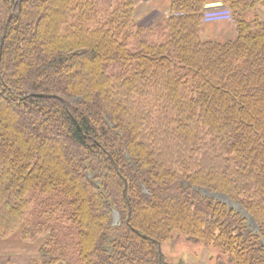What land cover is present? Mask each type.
Returning a JSON list of instances; mask_svg holds the SVG:
<instances>
[{
	"label": "trees",
	"instance_id": "obj_1",
	"mask_svg": "<svg viewBox=\"0 0 264 264\" xmlns=\"http://www.w3.org/2000/svg\"><path fill=\"white\" fill-rule=\"evenodd\" d=\"M261 1L0 0V242L43 237L28 264H173L176 230L209 264H264ZM213 3L222 42L202 38Z\"/></svg>",
	"mask_w": 264,
	"mask_h": 264
},
{
	"label": "rangeland",
	"instance_id": "obj_2",
	"mask_svg": "<svg viewBox=\"0 0 264 264\" xmlns=\"http://www.w3.org/2000/svg\"><path fill=\"white\" fill-rule=\"evenodd\" d=\"M170 0H136V11L138 17L145 15V10H159L166 13ZM206 20L202 27V38L205 40L224 41L235 34L234 24L228 17L227 11L220 10L217 4L213 3L209 7ZM257 12L264 21V0L259 3ZM219 18L215 20V15ZM221 17V18H220ZM205 195H208L204 192ZM216 199L232 205L236 211H240L244 216V211L237 204H233L222 196L214 195ZM247 217V216H246ZM114 221H118V214L114 213ZM247 224L252 230H256L253 220L247 217ZM1 240V239H0ZM43 241V237L25 239L20 242L18 237H11L9 240L0 242V264H28L31 258L38 255V248ZM162 254L167 262L173 264H209L208 256L210 250L201 242L189 241L174 230L171 237L161 245Z\"/></svg>",
	"mask_w": 264,
	"mask_h": 264
},
{
	"label": "water",
	"instance_id": "obj_3",
	"mask_svg": "<svg viewBox=\"0 0 264 264\" xmlns=\"http://www.w3.org/2000/svg\"><path fill=\"white\" fill-rule=\"evenodd\" d=\"M42 96H46V97H49L50 95H46V94H44V95H42Z\"/></svg>",
	"mask_w": 264,
	"mask_h": 264
}]
</instances>
